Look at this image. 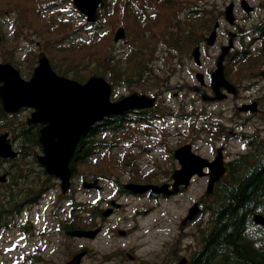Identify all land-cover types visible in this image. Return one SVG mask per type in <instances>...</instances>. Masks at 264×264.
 I'll return each mask as SVG.
<instances>
[{
  "label": "rangeland",
  "instance_id": "obj_1",
  "mask_svg": "<svg viewBox=\"0 0 264 264\" xmlns=\"http://www.w3.org/2000/svg\"><path fill=\"white\" fill-rule=\"evenodd\" d=\"M40 1L42 0H0V7L4 6L11 10L12 6L17 3L24 8L37 11L42 6V3H39ZM69 1L60 0L55 10L58 17L64 18L68 22L69 19L73 21L72 24L61 23L63 26L62 35L68 34L72 28L76 42L89 40L88 30L92 27L85 22L83 16L76 15L69 8ZM230 1L232 0H200L199 2L211 6L217 5L224 10ZM116 2L119 3L122 0H111L108 11L116 7ZM261 2H264V0H251V4L257 6V9L252 13L237 12L240 27L249 28L263 18L264 11L258 10ZM36 11L27 13L26 16H28L30 22H22L23 19L19 12L21 21L17 22V11L13 10L3 18L0 24V34L4 38L0 41V56L15 58L25 71V76H28L26 71H29L31 66L33 68V57L35 54L39 55L41 51H45L53 57L60 65L58 68L64 70L71 66L75 72L84 77H88L93 73L94 68H90L94 65L93 60L84 67L80 51H60L52 45L42 44L41 46L40 43L38 44L40 38L33 33V27L35 25H49L51 22H48L49 17L38 15ZM120 15L113 16L109 13L105 19L102 18L103 25L100 27V33L107 29L109 31L107 35L111 36L113 29L118 24L121 25L116 20ZM128 19L131 22L129 17ZM223 28H225V24ZM15 29L16 31H14ZM25 29L29 35L25 34ZM131 37L135 39L136 32H133ZM243 37L244 39L240 41L248 44L252 33L243 35ZM224 41L225 35H221L219 43L204 52L207 64H205L204 71L207 67L212 66V60L208 57L218 53L219 47ZM68 44L69 41L67 40L65 45L69 46ZM78 44L81 43L78 42ZM115 44H118L117 53L130 45L122 40ZM23 47H25V50L20 51L16 56L15 48L22 49ZM151 50L152 47L149 51ZM84 60L89 61L90 58L84 57ZM181 60L178 54L175 58L171 54L165 56L161 51H156L148 66L155 69L154 76L157 77L158 85L149 81L147 84L132 82L131 84L121 83L114 86L113 94L115 96L126 94L131 90L142 91L144 90L142 86L149 89H153L154 86L158 89L163 88V93L160 95L158 102L160 105L166 106L167 109H175V112L180 107L178 103L181 102V99H186L184 109L189 114L185 119L175 115H165L164 119L156 120L157 125L162 126L169 134L167 143L165 142L166 139L158 141L163 140L160 143L158 153H154L155 157L144 155V153L138 152V149H133V147H140L134 145V139H130L125 144L122 142L114 146L110 158L105 156L104 151L98 152L91 157V160L76 165V178L69 198L70 201L75 198L86 209L79 208L74 211V214H69L68 210L71 205L69 201L63 200L64 197L59 187L55 192L52 190L47 193L40 202L22 208L12 217L10 225L0 229V264H63L75 251L82 248H88L89 250L83 264H165L173 259L171 254L174 248L178 249L180 253H188L192 247L188 250L187 246L189 244L195 246L193 237L195 223L186 230L180 228V223L188 208L205 193L207 186L205 178L195 179L186 191L168 198H153L117 192L118 186H121L119 183L141 182L144 176L146 180L151 179L150 175L146 176L147 172L154 171L161 174L160 176L169 174L175 164L174 160L172 161L171 149L176 148L185 141L190 140L191 143H194L195 149L204 156H210L212 153L214 155L215 148L220 146L221 140L215 142V139L207 132L209 127L213 128L214 125L220 122L217 115L219 111L225 110L229 114L228 104H230V100L208 103L202 100L201 95L194 93L187 85L184 86L185 90L181 91L182 87L180 86L186 81H190L189 84L195 83L198 85L197 77H195L197 69H195L193 61L189 63V68L182 66L180 64ZM185 64H187V61H185ZM237 69H232L235 74ZM205 73L206 81L209 82L208 74ZM247 74H251V76L245 81L238 82L240 86L244 88L249 84H257L258 86H255L254 89L260 87L256 92L259 96L264 95V60L259 67L248 70ZM175 90L181 92L176 95ZM27 114H30V111L25 112V115ZM227 114L222 113L225 118H227ZM225 118L222 120L225 123L224 126L227 128V132H230V130L239 132L241 130L239 126H235L233 121ZM200 127L204 129H199ZM247 130L252 131L254 128L248 126ZM136 139L141 140V137L136 136ZM244 143L240 139H232L225 142L224 147L227 154H236L246 151ZM126 152L136 153L131 155L126 154ZM126 156H129L128 160L136 161L133 167L127 165V159L122 162ZM79 176H82L80 177L82 179L85 177L89 180L99 176L103 190L83 189L80 186L81 179ZM115 198L122 205L110 217L100 216L96 220L102 231L94 239L71 237L62 229L64 225L72 222L84 227L89 225L93 222L90 216L91 208L97 205L100 209L106 210L111 205L109 201ZM62 200L63 206L59 209ZM56 213H58L57 216ZM78 221L80 223H77ZM199 221L206 225L207 215L202 214ZM121 230H125L126 234L121 235ZM127 251L135 254L136 258H129L126 255Z\"/></svg>",
  "mask_w": 264,
  "mask_h": 264
},
{
  "label": "water",
  "instance_id": "obj_2",
  "mask_svg": "<svg viewBox=\"0 0 264 264\" xmlns=\"http://www.w3.org/2000/svg\"><path fill=\"white\" fill-rule=\"evenodd\" d=\"M100 2L101 0H80L83 10L87 11L92 19L97 17L96 7ZM221 71L219 68L216 72L220 74ZM14 79L15 83L10 86L11 88L6 86L1 97L8 109L10 105L15 109L23 104L36 107L29 122L47 123L41 130L40 141L44 146L45 155L40 156V160L50 172L62 177L63 185H67L70 175L69 162L81 135L91 123L103 117L105 113L122 107V102L112 103L110 101L111 85L102 77L92 76L87 82L81 83L59 76L51 68L47 58L41 59V64L36 68L31 80L23 81L19 76ZM221 83L223 81L218 76L214 77L216 89ZM13 99L16 100L12 101ZM125 99L140 103L145 101L149 105L154 100V98L136 93ZM4 137H0V154L2 155L5 151H9L8 142ZM190 148V145H186L176 152L181 162L184 163L183 169L188 171V175L184 172L179 175V179H186L185 181H188L194 169L201 172L202 167L208 164V160L192 154ZM220 164L222 165V162L218 158L211 163L217 167L215 178L221 172ZM212 183H210V188ZM153 187L168 194L177 190L176 186L173 190L169 189L167 184ZM134 188L144 191L148 186L135 185ZM74 233L93 236L96 232L76 231ZM84 253L85 251L77 253L65 264H80Z\"/></svg>",
  "mask_w": 264,
  "mask_h": 264
},
{
  "label": "trees",
  "instance_id": "obj_3",
  "mask_svg": "<svg viewBox=\"0 0 264 264\" xmlns=\"http://www.w3.org/2000/svg\"><path fill=\"white\" fill-rule=\"evenodd\" d=\"M162 17L169 19L170 15H162ZM105 47V43H100L89 49L78 50L83 57L82 63L87 64L84 57L94 60L97 58L98 66L94 65L93 72L102 69L100 73L104 74L106 69H109L115 81L126 71L127 81L131 80L134 73L140 72L141 67L137 66L135 58L127 60L126 64H129L130 68H127V65L123 67L120 60H115L112 55H105ZM81 48L83 46L78 47ZM69 70L61 71L70 73ZM73 76L80 79L84 77L79 74ZM103 127L117 129L118 120L108 119L91 128L82 144L83 156L91 152V144L94 139H98L99 129ZM37 129L33 126H25L26 132H35L33 138L29 137L35 144H38ZM98 142L102 146L106 143L104 139H99L95 144ZM261 145L262 142L259 147ZM83 156H80L79 152V158ZM251 157L252 155H246L233 161L227 180L217 185L214 200L208 207L211 212L209 225L201 230L204 245L198 253H195L191 264H264V241L260 236L264 235V229L255 226L252 220L255 211L264 209V157L258 158L255 163L251 161ZM33 159L36 161L35 155ZM3 217L0 211V224Z\"/></svg>",
  "mask_w": 264,
  "mask_h": 264
},
{
  "label": "flooded vegetation",
  "instance_id": "obj_4",
  "mask_svg": "<svg viewBox=\"0 0 264 264\" xmlns=\"http://www.w3.org/2000/svg\"><path fill=\"white\" fill-rule=\"evenodd\" d=\"M257 28H259L260 30L264 28V23L260 22V24L257 26ZM162 53L164 51H161ZM165 53H167V51H165ZM179 55L181 54L180 52H176ZM235 59V57L230 56L229 58V63L231 64L232 61ZM212 70H210L211 73ZM212 78V75H211ZM195 84V83H194ZM194 84H182V85H187L189 87H191ZM203 89L209 91L210 93L213 94L211 86L207 84V86H204ZM225 90V89H223ZM226 100H230V110H229V116H232V119L234 120H239L241 119L244 122H251L252 119L255 116H262L264 118V103L261 102L260 99H254L253 96H249V90L248 89H241L238 88L236 90L235 93H228L227 97L225 98ZM217 100H212L209 101L210 103L216 102ZM255 102L256 105L254 107H248L246 105ZM257 106V107H256ZM248 108V109H247ZM10 130V128H9ZM10 133H12V130H10ZM1 135V134H0ZM17 137V138H16ZM19 136H13V134H11V139L15 140L18 139ZM0 160H2L0 158ZM159 182L163 183V182H169L172 183L173 182V178L172 175L169 174L167 176H163L160 180H158ZM155 183H158L155 181ZM1 185V184H0Z\"/></svg>",
  "mask_w": 264,
  "mask_h": 264
}]
</instances>
